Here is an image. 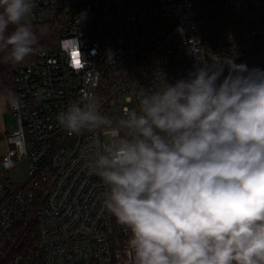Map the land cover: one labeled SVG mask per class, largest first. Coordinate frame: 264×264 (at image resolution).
Returning <instances> with one entry per match:
<instances>
[{"label":"built area","instance_id":"built-area-1","mask_svg":"<svg viewBox=\"0 0 264 264\" xmlns=\"http://www.w3.org/2000/svg\"><path fill=\"white\" fill-rule=\"evenodd\" d=\"M35 5L31 23L49 26L50 42L34 63L0 75L17 118L0 140V264H131L128 230L106 210L107 188L88 169L95 137L69 135L57 115L91 92L103 114L118 118L137 106L141 87L187 78L204 60L264 69V0ZM22 161L29 177L15 185L7 173Z\"/></svg>","mask_w":264,"mask_h":264},{"label":"clouds","instance_id":"clouds-1","mask_svg":"<svg viewBox=\"0 0 264 264\" xmlns=\"http://www.w3.org/2000/svg\"><path fill=\"white\" fill-rule=\"evenodd\" d=\"M35 6L0 0V61L36 52ZM101 107L89 92L57 120L95 137L88 169L128 230L131 264H264V69L204 60L187 78L141 87L123 116Z\"/></svg>","mask_w":264,"mask_h":264},{"label":"rangeland","instance_id":"rangeland-1","mask_svg":"<svg viewBox=\"0 0 264 264\" xmlns=\"http://www.w3.org/2000/svg\"><path fill=\"white\" fill-rule=\"evenodd\" d=\"M175 20H171V23L167 24V26L172 25ZM0 113L2 115L0 124L3 127L4 135H11L17 129V118L16 116L9 110L8 101L4 97H0ZM2 135L0 140L6 138V136ZM6 149V144L3 143L1 145L0 152L4 153ZM10 181L15 185H20L26 182L29 177V166L26 161H22L18 163L16 166L11 168L7 173Z\"/></svg>","mask_w":264,"mask_h":264},{"label":"trees","instance_id":"trees-1","mask_svg":"<svg viewBox=\"0 0 264 264\" xmlns=\"http://www.w3.org/2000/svg\"><path fill=\"white\" fill-rule=\"evenodd\" d=\"M34 28L37 29V34L39 36V42L37 45V50L34 54L30 55L29 57H27L25 59L24 62L19 63V64H14V63H5L3 61H0V75L2 73L8 72V71H13L18 67L21 66H26L29 64H32L36 61V57L38 52H40L41 50H43L44 48H46L50 42V27L47 25H39V24H35L32 23ZM44 28L45 31L43 33L39 32V29ZM6 100L8 101V99L10 98L11 95H13V92L9 89V88H5V89H0V97L4 96ZM1 138V136H0Z\"/></svg>","mask_w":264,"mask_h":264},{"label":"snow or ice","instance_id":"snow-or-ice-1","mask_svg":"<svg viewBox=\"0 0 264 264\" xmlns=\"http://www.w3.org/2000/svg\"><path fill=\"white\" fill-rule=\"evenodd\" d=\"M74 55L76 56L75 63H76L77 66H79V63H80V61H79V54L78 53H75Z\"/></svg>","mask_w":264,"mask_h":264},{"label":"crops","instance_id":"crops-1","mask_svg":"<svg viewBox=\"0 0 264 264\" xmlns=\"http://www.w3.org/2000/svg\"><path fill=\"white\" fill-rule=\"evenodd\" d=\"M1 117H2V115H1V113H0V120H1ZM3 130V127L1 126V124H0V136H2V135H4L2 132L4 131H2Z\"/></svg>","mask_w":264,"mask_h":264}]
</instances>
